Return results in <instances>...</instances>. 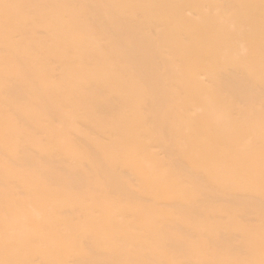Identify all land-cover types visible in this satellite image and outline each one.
Segmentation results:
<instances>
[{
  "label": "bare ground",
  "instance_id": "1",
  "mask_svg": "<svg viewBox=\"0 0 264 264\" xmlns=\"http://www.w3.org/2000/svg\"><path fill=\"white\" fill-rule=\"evenodd\" d=\"M0 264H264V0H0Z\"/></svg>",
  "mask_w": 264,
  "mask_h": 264
}]
</instances>
